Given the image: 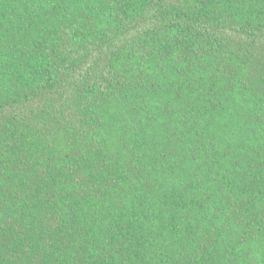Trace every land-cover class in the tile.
<instances>
[{"label":"trees","instance_id":"obj_1","mask_svg":"<svg viewBox=\"0 0 264 264\" xmlns=\"http://www.w3.org/2000/svg\"><path fill=\"white\" fill-rule=\"evenodd\" d=\"M0 264H264V0H0Z\"/></svg>","mask_w":264,"mask_h":264}]
</instances>
